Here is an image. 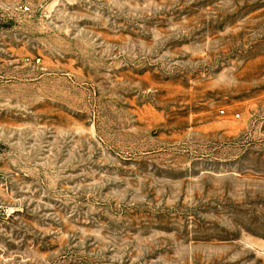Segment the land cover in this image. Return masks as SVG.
<instances>
[{"label":"rangeland","instance_id":"1","mask_svg":"<svg viewBox=\"0 0 264 264\" xmlns=\"http://www.w3.org/2000/svg\"><path fill=\"white\" fill-rule=\"evenodd\" d=\"M263 245L264 0H0V264Z\"/></svg>","mask_w":264,"mask_h":264},{"label":"built area","instance_id":"2","mask_svg":"<svg viewBox=\"0 0 264 264\" xmlns=\"http://www.w3.org/2000/svg\"><path fill=\"white\" fill-rule=\"evenodd\" d=\"M19 9L23 13L29 12V8L27 6H21ZM263 249H264V245H263Z\"/></svg>","mask_w":264,"mask_h":264}]
</instances>
